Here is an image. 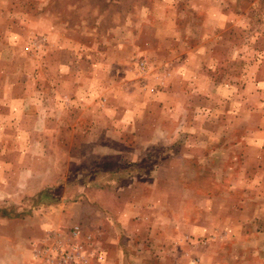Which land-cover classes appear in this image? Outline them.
<instances>
[{
    "label": "rangeland",
    "instance_id": "1",
    "mask_svg": "<svg viewBox=\"0 0 264 264\" xmlns=\"http://www.w3.org/2000/svg\"><path fill=\"white\" fill-rule=\"evenodd\" d=\"M0 264H264V0H0Z\"/></svg>",
    "mask_w": 264,
    "mask_h": 264
},
{
    "label": "crops",
    "instance_id": "2",
    "mask_svg": "<svg viewBox=\"0 0 264 264\" xmlns=\"http://www.w3.org/2000/svg\"><path fill=\"white\" fill-rule=\"evenodd\" d=\"M236 137V136H235ZM152 195L154 197V191L152 190ZM236 197V195H234V198ZM218 199V198H217ZM111 200V201H110ZM109 201L111 202V204H113V206H118L119 204V207H124L126 204V199H124L123 197H119L118 196H114L112 199H110ZM125 200V201H124ZM141 207V206H140ZM135 208V207H132V209ZM123 210V209H122ZM114 211V210H113ZM124 211V210H123ZM124 213V212H123ZM121 214H122V211H121ZM126 214V216H125ZM123 215V217L120 219V223L122 226H129V225H134L135 227H138L137 229L140 230L141 228L143 230H149V227H150V224L151 222L148 220L147 216H138L137 219H135L134 221H131L130 219V222L131 223H128L129 222V218H127V214H128V211L127 213H125ZM146 215V214H145ZM136 216V215H135ZM182 217H179V220L181 219ZM152 221V220H151ZM182 225L184 226H189L191 227V224H189L188 221H186V223H183L181 222Z\"/></svg>",
    "mask_w": 264,
    "mask_h": 264
},
{
    "label": "built area",
    "instance_id": "3",
    "mask_svg": "<svg viewBox=\"0 0 264 264\" xmlns=\"http://www.w3.org/2000/svg\"><path fill=\"white\" fill-rule=\"evenodd\" d=\"M76 232V230L74 231V233Z\"/></svg>",
    "mask_w": 264,
    "mask_h": 264
}]
</instances>
